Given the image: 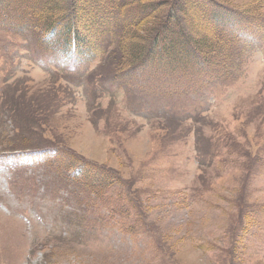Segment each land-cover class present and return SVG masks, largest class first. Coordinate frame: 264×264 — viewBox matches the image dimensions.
Instances as JSON below:
<instances>
[{"label": "rangeland", "instance_id": "1", "mask_svg": "<svg viewBox=\"0 0 264 264\" xmlns=\"http://www.w3.org/2000/svg\"><path fill=\"white\" fill-rule=\"evenodd\" d=\"M61 1L53 7L58 14ZM126 2L161 5L142 9L149 12L139 28L127 26L120 39L111 34L83 69L86 78L54 74L65 64L38 52L37 66L29 59L33 41L3 28L10 24L0 9V156L49 149L70 156L63 174L84 165L93 179L68 181L69 190L53 185L69 194L63 208L40 187L36 200L19 199L10 167L0 162V264H264V0ZM207 2L243 11L258 35L238 43L231 76L172 92L182 79L175 77L161 83L164 93L146 90L151 79L127 68L145 60L170 13L192 41L219 50L198 41L219 38L204 18ZM73 4L78 18L89 19L86 0ZM35 38L43 53L69 54ZM133 42L143 45L140 59ZM181 57H171L175 70ZM54 171L47 164L32 172L45 181Z\"/></svg>", "mask_w": 264, "mask_h": 264}, {"label": "trees", "instance_id": "2", "mask_svg": "<svg viewBox=\"0 0 264 264\" xmlns=\"http://www.w3.org/2000/svg\"><path fill=\"white\" fill-rule=\"evenodd\" d=\"M89 1V2H88ZM95 1V0H94ZM90 1L86 0L87 5L84 6V9L87 11L88 5V16L89 19L85 21V19L78 18L76 15V9L73 4V0H69V7L65 8V0H62L61 3H57V6H59L62 10H60L61 14H58L56 11H53V7L56 4L55 0H0V9L3 7L5 8V17L7 18L9 14L11 13V17L14 15L19 14L22 12L23 14H26L27 16H30L31 20L39 29V31L46 30L47 33H55L57 31H60L64 34L65 43L67 46H72L73 44L79 45V49L81 48L82 44L89 46V48H92V50L96 49L99 45V43L102 40V37L104 35V28L114 19L118 20L119 22L122 20H125V16L135 11L133 15L130 17V25L128 30H134L140 27L141 25V15L139 13L146 12L142 9H148L151 10L153 8V11H156V9L161 5L159 3H154L151 5L147 4L145 6H141V3H138L136 5H130L126 2V0H103L101 1ZM225 5H220L215 7V18L216 23H219L221 20L224 22L228 18H230V13L223 7ZM67 9V10H66ZM201 9V6L199 7ZM232 13H236L239 11V9H233ZM66 11V13H65ZM243 12V11H241ZM240 12V13H241ZM67 15L62 17V14ZM202 13V12H201ZM82 15L81 13H78ZM244 17L251 19V17L245 13H241ZM59 15V16H56ZM76 15V16H75ZM164 22L162 25V29L164 32L169 33L171 28L169 27L168 23L172 24L173 26L178 21L179 25L183 28L184 33L188 36L187 32L185 31L186 27L183 25L182 20L177 15L176 12H172L169 17H164ZM9 20V19H8ZM92 21V22H90ZM129 20H127L128 22ZM168 22V23H167ZM208 23V22H207ZM212 23H210L209 30H212ZM209 25V24H208ZM178 26V25H177ZM214 33V32H213ZM215 34V33H214ZM127 35V33L125 34ZM74 36H76L77 39H74ZM176 34L171 33L169 35L170 39H174ZM215 37V36H214ZM190 38V37H189ZM204 39V40H203ZM216 40L213 41V39H210L208 37L206 38H200L198 41L201 42V44H209L212 45L215 42V45L218 47L219 50L213 49L212 52L218 53L221 51V42L215 37ZM78 40V41H77ZM191 41V42H190ZM163 42H167V40H163ZM186 39L184 37H180V44H185ZM189 42L191 44H194L199 50H204L203 47H201L197 42L192 41V38L189 39ZM151 43V42H150ZM143 46V45H142ZM142 46H137L132 44V51L135 52V58L138 57L140 59L141 57V51ZM189 50V45L187 46ZM137 48V49H136ZM146 52V50H145ZM208 53L209 51H206ZM211 53V52H209ZM140 55V56H139ZM180 55V54H179ZM181 56V55H180ZM183 62L194 60V58H185L181 57ZM135 61V60H134ZM181 63V64H182ZM136 62L132 66H134ZM129 65V67H132Z\"/></svg>", "mask_w": 264, "mask_h": 264}]
</instances>
